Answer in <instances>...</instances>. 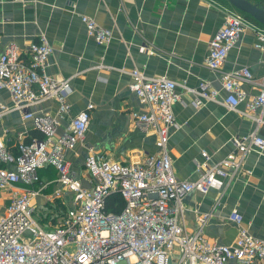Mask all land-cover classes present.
Masks as SVG:
<instances>
[{
	"label": "built area",
	"instance_id": "built-area-1",
	"mask_svg": "<svg viewBox=\"0 0 264 264\" xmlns=\"http://www.w3.org/2000/svg\"><path fill=\"white\" fill-rule=\"evenodd\" d=\"M81 20L98 45L110 44L111 30L88 16ZM247 28L255 33V48L264 51V27L251 25L244 14L228 9L223 27L208 45L206 66L211 71L223 68ZM53 51L44 35L25 54L14 44L1 49L0 34V92L6 91L12 100L11 106L0 100V118L18 111L44 135L18 134L15 153L5 141L9 131L3 129L0 136V189L9 193V204L0 214V264H264V239L250 232L237 210L229 220L239 226V233L232 244L223 245L205 234L210 214H198L195 229L188 230L184 204L194 193L223 190L238 178L246 156L264 149V136L256 130L234 137L233 151L216 163H210L208 153L202 152L204 161L197 166V178L179 179L168 151L171 129L178 127L173 108L182 101L179 84L168 77L148 78L135 69L130 88L146 110L133 113V120L155 133L157 152L129 163L90 152L81 177L66 161L65 152L85 142L94 105L71 116L70 80L46 72ZM220 80L223 103L230 110H236L246 98L242 85L256 82L248 67L224 72ZM260 87L243 115L259 110L264 116V83ZM184 88L193 94L195 108L220 97L207 81L196 89ZM50 99L57 101L60 117H70V129L62 135L56 133V118L32 111ZM252 116L259 126L264 125L263 117ZM45 165L56 168L53 183L58 188L52 196L66 207L55 215L58 222L51 229L36 219L39 208L33 204L50 185L40 183L38 170ZM36 184L40 186L36 188ZM116 195L119 200L114 199Z\"/></svg>",
	"mask_w": 264,
	"mask_h": 264
},
{
	"label": "crops",
	"instance_id": "crops-1",
	"mask_svg": "<svg viewBox=\"0 0 264 264\" xmlns=\"http://www.w3.org/2000/svg\"><path fill=\"white\" fill-rule=\"evenodd\" d=\"M227 10L225 0H0L1 49L14 44L25 54L44 35L54 48L47 74L70 80L71 116L88 104L94 105L85 142L65 152L66 161L81 177L90 152L120 163L141 161L157 152L155 133L133 120V113H143L146 108L130 88L131 71L137 69L148 78L175 80L182 101L173 108L178 127L171 129L168 151L175 175L181 180H195L197 166L204 161L202 152L208 153L210 163H216L233 151L234 137L256 130L264 136V125L259 126L252 116L264 120L261 112L243 115L247 103L259 94L260 84L264 83V51L255 48L253 30L245 29L220 71L213 72L206 66L209 42L223 27ZM83 15L112 31L110 44L98 45L88 36ZM241 67H248L256 82L242 85L246 98L236 110H230L223 103L225 91L220 78L222 73ZM201 81L209 82L220 97L195 108L193 94L184 87L196 89ZM0 100L12 105L6 91L0 92ZM58 107L57 101L50 99L32 111L56 118V133L62 135L70 129V117H60ZM3 129L9 131L5 141L13 153L18 134L44 137L18 111L0 118V136ZM38 175L40 183L50 185L37 198L36 206L48 208L59 202L60 209L66 210L62 200L52 196L58 188L53 183L58 176L56 168L45 165ZM39 186L36 184V188ZM8 197L9 193L1 189V214L9 204ZM184 204L190 231L196 227L198 214H210L206 236L230 245L237 238L239 226L229 216L237 210L250 232L264 239V149L248 154L243 173L223 190H212L207 195L194 193ZM48 216L45 223L37 220L51 229L58 221L55 215Z\"/></svg>",
	"mask_w": 264,
	"mask_h": 264
},
{
	"label": "water",
	"instance_id": "water-1",
	"mask_svg": "<svg viewBox=\"0 0 264 264\" xmlns=\"http://www.w3.org/2000/svg\"><path fill=\"white\" fill-rule=\"evenodd\" d=\"M238 12L252 18L257 24L264 27V7L250 0H226Z\"/></svg>",
	"mask_w": 264,
	"mask_h": 264
},
{
	"label": "rangeland",
	"instance_id": "rangeland-1",
	"mask_svg": "<svg viewBox=\"0 0 264 264\" xmlns=\"http://www.w3.org/2000/svg\"><path fill=\"white\" fill-rule=\"evenodd\" d=\"M255 1H257V0H255ZM259 2H260V4L261 3H263L261 0H258ZM264 4V3H263ZM227 8L228 9H230V10H235L234 8H232L230 5H228V2H227ZM236 11V10H235ZM245 18H246V20H247V22L249 23V24H251V25H257L258 26V24H257V22H255L252 18H250V17H248L247 15H245ZM1 190V189H0ZM37 201H39L38 199L33 203L34 205L36 204V202ZM56 206H57V203H54L53 204V207H51L52 209H54V208H56ZM50 207H48V208H45V207H41V208H39V210H38V215H37V218L36 219H43L44 217H46V214L49 212V209ZM58 209V208H57ZM55 210V215H58L57 213H59L60 214V210L58 209V210ZM1 214V213H0ZM50 218V217H49ZM49 220V219H48ZM46 227H50V226H48V223H47V226Z\"/></svg>",
	"mask_w": 264,
	"mask_h": 264
},
{
	"label": "trees",
	"instance_id": "trees-1",
	"mask_svg": "<svg viewBox=\"0 0 264 264\" xmlns=\"http://www.w3.org/2000/svg\"><path fill=\"white\" fill-rule=\"evenodd\" d=\"M226 1V0H225ZM250 1H252V2H254V3H258V4H260V2L257 0V1H255V0H250ZM227 2V1H226ZM229 5V4H228ZM261 5V4H260ZM114 199H116V200H119V198L117 197V195L114 197ZM55 203V202H54ZM53 203V204H54ZM57 203V206H56V208H54V209H52L51 207H53V205L50 207V210H49V212L46 214V217H44L43 219H39V221H41V222H44L45 223V221L47 222V220H48V218H49V216L48 215H55V210L58 208L59 210H60V203L59 202H56ZM57 209V210H58ZM57 214H59V213H57Z\"/></svg>",
	"mask_w": 264,
	"mask_h": 264
}]
</instances>
